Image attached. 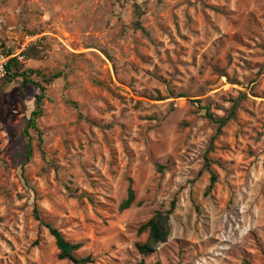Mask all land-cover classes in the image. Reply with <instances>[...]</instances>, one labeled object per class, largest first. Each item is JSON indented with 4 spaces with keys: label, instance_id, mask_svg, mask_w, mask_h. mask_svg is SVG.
I'll list each match as a JSON object with an SVG mask.
<instances>
[{
    "label": "rangeland",
    "instance_id": "374dc122",
    "mask_svg": "<svg viewBox=\"0 0 264 264\" xmlns=\"http://www.w3.org/2000/svg\"><path fill=\"white\" fill-rule=\"evenodd\" d=\"M0 52L60 74L0 76V264H72L35 207L90 264H264V0H0Z\"/></svg>",
    "mask_w": 264,
    "mask_h": 264
},
{
    "label": "trees",
    "instance_id": "16d2710c",
    "mask_svg": "<svg viewBox=\"0 0 264 264\" xmlns=\"http://www.w3.org/2000/svg\"><path fill=\"white\" fill-rule=\"evenodd\" d=\"M6 71H7L6 73L7 81L13 80L15 78H21L23 84L36 85L40 91H43L44 88L40 86L39 82H36L31 79V76L33 74L39 77L40 81L44 83H50L53 80L58 79L60 77V74H53L49 77H46L37 71H32V70L22 71L20 70L19 63L14 58L9 59L7 63ZM42 100H43L42 94L35 96V109L32 111L31 116L28 119L26 126L24 128V135L28 139L26 155H25L26 161H29L32 155L31 140L28 131L34 130L39 135H41L36 125V120L41 116L42 113V109H41ZM198 103L200 102L198 101ZM237 107H238L237 102H235L232 105L229 114L224 118H215L209 112V109L207 107H203V109L205 110V114H204L205 118H207L210 122L216 125L215 134L210 141L209 151L213 149L212 143L214 142V140L222 134L223 127L230 120L234 119L237 111ZM204 168L207 169V171L210 170V160L208 159V157H205ZM215 182H216V177L215 175L211 174L210 183L207 187L206 193H209L211 191ZM134 199H135L134 191L131 188V186H129L127 191V197L120 204L119 210L124 211L129 209L130 206L133 204ZM175 207H176V199H173L169 204L168 210L163 212L157 211L147 222H145L138 228L139 234H144V233L147 234L146 241L143 244L137 245V250L141 256L145 257L152 254L160 243H163L167 240L170 232V223H169L170 216L175 210ZM33 216L34 219L38 221L48 231L49 235L54 239L55 246L58 251L57 257L59 260H66L71 262L72 264H90L93 262L91 256L77 258L75 256V253L81 248V244L69 242L68 240L65 239V237L57 228L44 222L41 219L36 207L34 208ZM138 264H145V262L142 259Z\"/></svg>",
    "mask_w": 264,
    "mask_h": 264
},
{
    "label": "built area",
    "instance_id": "2783aa9c",
    "mask_svg": "<svg viewBox=\"0 0 264 264\" xmlns=\"http://www.w3.org/2000/svg\"><path fill=\"white\" fill-rule=\"evenodd\" d=\"M9 59V55H5L0 52V76H4L6 74V67Z\"/></svg>",
    "mask_w": 264,
    "mask_h": 264
}]
</instances>
